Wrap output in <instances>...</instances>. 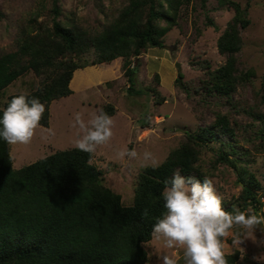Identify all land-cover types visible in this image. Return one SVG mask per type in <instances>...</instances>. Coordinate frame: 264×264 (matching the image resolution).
<instances>
[{
    "label": "trees",
    "instance_id": "trees-1",
    "mask_svg": "<svg viewBox=\"0 0 264 264\" xmlns=\"http://www.w3.org/2000/svg\"><path fill=\"white\" fill-rule=\"evenodd\" d=\"M251 1L247 0L245 6L220 1V5L234 11L217 41L218 52L226 62L216 70L209 65L205 68L208 78L202 90L208 97L226 98L230 105L238 86L247 85L255 77L252 71L242 70L238 57L244 44L242 31L251 24ZM192 2L129 0L110 25L92 34L64 18L61 0H52L51 19L37 22L34 18L21 23L16 50L0 57V97L30 72L39 79L32 92L13 94L0 104V117L13 96L25 94L45 105L40 125L48 128L51 104L74 93L72 82L78 70L118 59L124 61L129 89L134 91V59L149 49L165 48V39L178 25L181 10ZM208 2L200 0L206 14ZM206 19L217 29L208 14ZM91 51L95 59L89 64L85 56ZM154 81L160 84L159 74H155ZM154 95L159 97V92L154 90ZM256 98L260 109L251 115L259 122L258 136L264 144V82ZM157 101L162 104L163 98ZM100 110L110 117L117 114L112 104ZM217 144L216 164L235 170L242 185L240 196L224 210L252 209L263 214L264 186L249 168L250 155L240 148L237 131L228 116L221 113L211 125L187 131L181 145L161 165L142 170L131 206L106 186L103 171L92 163L94 153L78 148L58 151L15 169L11 146L0 138V264H148L145 245L153 239V225L166 212L161 195L165 181H170L178 169L182 176H194L201 182L205 177L211 179L203 171L201 158L204 150L214 151ZM225 256L228 264H239L242 258L238 250Z\"/></svg>",
    "mask_w": 264,
    "mask_h": 264
},
{
    "label": "rangeland",
    "instance_id": "rangeland-1",
    "mask_svg": "<svg viewBox=\"0 0 264 264\" xmlns=\"http://www.w3.org/2000/svg\"><path fill=\"white\" fill-rule=\"evenodd\" d=\"M220 1L209 0L207 5V14L217 29L208 24L200 0H193L190 7L181 10L178 25L165 39V48L149 49L134 59L137 72L134 91L129 89L122 59L78 70L72 82L74 94L51 104V129L41 126L30 144L11 145L14 168L21 169L58 151L77 148L75 142L81 133L78 126H73L75 114L81 113L87 121L104 105L112 104L117 109L112 117L114 135L108 143L97 147L92 163L103 171L106 186L120 194L126 206L133 204L138 175L146 168L141 167L143 154L152 153L161 165L181 145L187 131L211 125L217 113L228 116L237 131L240 148L250 155L251 172L264 186V144L258 136L259 122L251 115L260 109L256 94L264 82V0L251 1V24L242 31L244 44L238 56L242 70L252 71L255 77L247 85L238 86L231 98L232 105L226 98L208 97L202 90L208 78L206 65L216 70L226 62L218 52L217 41L234 11L220 5ZM231 1L242 6L247 3V0ZM128 4L129 0H61L64 18L92 34L110 25ZM51 11L52 0H0V57L16 50L21 23L34 18L37 22L48 21ZM94 59V51L85 56L89 64ZM155 74L160 76L159 85L154 81ZM38 80L34 72L22 76L1 95L0 104L13 94L32 92ZM83 82L85 85L81 86ZM162 98L163 103H158ZM125 148L136 151L137 157L121 160L118 153ZM214 148L204 150L201 166L225 207L240 196L242 185L238 184L235 170L216 164L219 144ZM261 212L264 214V207ZM223 239L225 253L241 252L239 264H264V225L258 226L251 236L234 227ZM145 248L148 264H162L164 255L175 258L177 264H185L184 250L166 248L163 240L153 238Z\"/></svg>",
    "mask_w": 264,
    "mask_h": 264
},
{
    "label": "clouds",
    "instance_id": "clouds-1",
    "mask_svg": "<svg viewBox=\"0 0 264 264\" xmlns=\"http://www.w3.org/2000/svg\"><path fill=\"white\" fill-rule=\"evenodd\" d=\"M45 111V105L38 98L29 99L25 94L13 96L0 117V138L10 146L30 144L41 127ZM73 126H78L81 133L75 146L89 154L95 153L98 146L108 143L114 135V120L103 110L93 113L87 121L81 113H76ZM137 155L136 151L126 148L118 153L121 160ZM147 166L156 168L159 163L146 151L141 167ZM180 173L176 170L170 181H165L161 195L166 212L153 225V238L163 240L166 248H182L185 264H228L222 238H227L237 226L251 236L258 226L264 225V214L258 215L252 209L226 211L211 179L205 177L201 182ZM143 214L147 216V210ZM161 259L162 264H177L169 255Z\"/></svg>",
    "mask_w": 264,
    "mask_h": 264
},
{
    "label": "crops",
    "instance_id": "crops-1",
    "mask_svg": "<svg viewBox=\"0 0 264 264\" xmlns=\"http://www.w3.org/2000/svg\"><path fill=\"white\" fill-rule=\"evenodd\" d=\"M85 81V80H84ZM87 84V83H86ZM85 84H84V82L81 84V86H84ZM73 89V88H72ZM74 91V90H73ZM74 94V93H73ZM47 130L48 129H51V123H50V126L48 127V128H46Z\"/></svg>",
    "mask_w": 264,
    "mask_h": 264
},
{
    "label": "water",
    "instance_id": "water-1",
    "mask_svg": "<svg viewBox=\"0 0 264 264\" xmlns=\"http://www.w3.org/2000/svg\"><path fill=\"white\" fill-rule=\"evenodd\" d=\"M177 67L180 68V65L178 64ZM179 84H180V86H182V84H181V78H179Z\"/></svg>",
    "mask_w": 264,
    "mask_h": 264
}]
</instances>
